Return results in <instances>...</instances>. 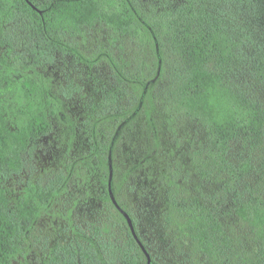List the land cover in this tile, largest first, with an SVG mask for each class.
Masks as SVG:
<instances>
[{
  "label": "trees",
  "instance_id": "trees-1",
  "mask_svg": "<svg viewBox=\"0 0 264 264\" xmlns=\"http://www.w3.org/2000/svg\"><path fill=\"white\" fill-rule=\"evenodd\" d=\"M0 54V264L68 194L73 167L9 189L74 128L41 74L60 58L83 73L59 93L78 94L96 220L68 207L44 263L264 264V0H0Z\"/></svg>",
  "mask_w": 264,
  "mask_h": 264
},
{
  "label": "rangeland",
  "instance_id": "rangeland-1",
  "mask_svg": "<svg viewBox=\"0 0 264 264\" xmlns=\"http://www.w3.org/2000/svg\"><path fill=\"white\" fill-rule=\"evenodd\" d=\"M79 72L78 69L73 67V63L69 58L57 59L53 64L41 69V74L49 81L55 95L61 97L64 110L69 115L74 128L67 129L65 125H56L53 133L40 141L32 161L29 160L26 163L24 172L10 181L9 189L17 193L27 179L46 178L52 176L58 170L63 171L65 168H73L68 185V194L64 195L55 205L51 210L52 213L40 219L37 225L38 242L27 253L26 257L19 259L22 264H31L33 259H35L36 264H45L44 254L40 246L51 247L56 243H62L68 238L66 233L69 232H67L65 215L67 208L71 205L74 207L71 217L75 225L87 229L96 220V205L94 200H91L94 175L92 174L85 179L84 174H87L88 164H85L81 159L86 151L84 142L86 139L82 137V131L79 129L81 109L78 103V94H73L71 99L67 100L59 93L64 84L78 85L80 82L78 75L83 74ZM147 223L145 222V226L148 228L149 224Z\"/></svg>",
  "mask_w": 264,
  "mask_h": 264
},
{
  "label": "snow or ice",
  "instance_id": "snow-or-ice-1",
  "mask_svg": "<svg viewBox=\"0 0 264 264\" xmlns=\"http://www.w3.org/2000/svg\"><path fill=\"white\" fill-rule=\"evenodd\" d=\"M84 48L88 49L89 45L88 44H84ZM88 54L91 55V51L90 50L88 51ZM3 60H4L3 55L0 54V80H2L4 75H5V68H4ZM45 63H49V62L45 61ZM81 63H83V61H81ZM40 67L41 66L38 65L37 66V70ZM28 71H29V73H32L35 70L29 69ZM45 71H46V69H45ZM16 75L19 77L21 74L20 73H16ZM63 87L67 91V90H69L71 88V85L70 84H64ZM69 98H71V97H69ZM5 162H6V157H5V154H4L3 144H2V142H0V176H3V168H4V165H5ZM2 232H3V229H0V258H2L3 254H4V239H3ZM53 239H55V237H53ZM17 255H19V254H17ZM13 260L15 261V258H13ZM31 264H36L35 259H33L31 261Z\"/></svg>",
  "mask_w": 264,
  "mask_h": 264
}]
</instances>
